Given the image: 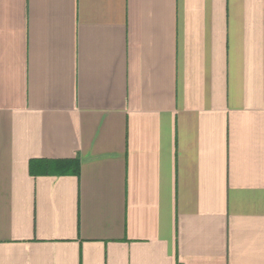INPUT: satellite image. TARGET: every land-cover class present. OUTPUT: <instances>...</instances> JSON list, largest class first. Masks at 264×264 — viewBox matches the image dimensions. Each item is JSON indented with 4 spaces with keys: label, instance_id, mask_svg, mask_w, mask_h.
<instances>
[{
    "label": "crops",
    "instance_id": "crops-1",
    "mask_svg": "<svg viewBox=\"0 0 264 264\" xmlns=\"http://www.w3.org/2000/svg\"><path fill=\"white\" fill-rule=\"evenodd\" d=\"M0 264H264V0H0Z\"/></svg>",
    "mask_w": 264,
    "mask_h": 264
},
{
    "label": "trees",
    "instance_id": "trees-1",
    "mask_svg": "<svg viewBox=\"0 0 264 264\" xmlns=\"http://www.w3.org/2000/svg\"><path fill=\"white\" fill-rule=\"evenodd\" d=\"M73 171H74V172H77V168H74Z\"/></svg>",
    "mask_w": 264,
    "mask_h": 264
}]
</instances>
